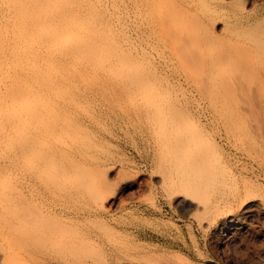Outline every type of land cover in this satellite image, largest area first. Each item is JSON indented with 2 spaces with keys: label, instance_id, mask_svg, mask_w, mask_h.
Returning <instances> with one entry per match:
<instances>
[{
  "label": "bare ground",
  "instance_id": "obj_1",
  "mask_svg": "<svg viewBox=\"0 0 264 264\" xmlns=\"http://www.w3.org/2000/svg\"><path fill=\"white\" fill-rule=\"evenodd\" d=\"M215 2L0 0V244H6L0 249L2 264L18 254L36 260L37 253L61 263L99 264L106 260L101 246L95 245L107 240L120 257L166 264L165 256L145 253L121 237L120 224L109 226L103 216H91L112 207L106 203L111 198L103 192L102 176L82 161L99 158L95 141L84 132L87 122L103 123L98 104L145 119L149 142L138 143L137 164L158 161L154 176L183 214H193L205 225L207 217L213 220L229 207L230 214L217 220L218 226L222 222L228 228L255 216V207L264 205L256 186L248 185L253 182L241 187L239 175L245 178L243 185L246 178H264V152L254 141L251 124L246 130L245 117L237 112L246 109L250 117L262 103L237 109L239 99H232L246 82L251 85L250 76L256 75L253 82L259 80L264 89L259 75L264 67V25L258 28L264 17L247 30L240 24L245 12H232L223 23L227 32H213L218 20L213 14L226 7ZM130 18L137 26L134 31L141 27L137 19H142L139 45L129 32ZM150 48L158 60L151 57ZM204 106L210 110L209 120L215 126L221 123L215 132L213 127L214 133L208 120L201 119ZM238 115L242 127L234 118ZM147 148L154 150L153 156L145 154ZM39 183L55 188L49 192L54 202L49 212L41 207L47 196L37 190ZM79 212L90 215L76 223ZM16 232L21 238L10 242Z\"/></svg>",
  "mask_w": 264,
  "mask_h": 264
},
{
  "label": "rangeland",
  "instance_id": "obj_2",
  "mask_svg": "<svg viewBox=\"0 0 264 264\" xmlns=\"http://www.w3.org/2000/svg\"><path fill=\"white\" fill-rule=\"evenodd\" d=\"M216 2L218 4L220 3L219 5L225 4L227 9L226 7H224V5H222L223 9L222 7L220 9H216V12L213 14V17L215 18V20H218H216V27H213L214 30L212 28L213 32L220 33L226 31L224 30L223 23H225V20H227L228 15L232 14V12H245L244 16L240 18V24H242L241 29L247 30L254 27L253 24H257V22L259 23L260 18L264 17V0H216ZM218 4L215 5L218 7ZM241 7H244V9H242ZM239 8L241 9L239 10ZM194 9L195 8L193 7L192 11H195ZM131 18L129 19V24L131 26L128 25L129 28H131L129 29V32H132L130 33L132 34V36H135H133V38L136 41L137 45H139L140 43H143L141 39H139V35L137 33L139 31L141 32L142 30V19H137V25L141 23V25H139L141 27H138L134 31V27L136 28L137 26L136 24H134L135 22H132ZM260 21H263L260 22L261 26L258 27L261 29V27L264 25V18H262ZM246 26H248L249 28H247ZM139 28H141V30H139ZM221 28H223V30ZM263 28L264 27H262L261 30H263ZM137 40L139 43L137 42ZM149 52L151 53L150 55L152 58L156 57L155 59L158 60V54L154 49L150 48ZM263 68V66L259 68V75L264 77ZM163 70L167 73L168 76L172 77V72H169L171 71L170 67L165 66L163 67ZM254 76H250L252 81V83L250 81L251 85L246 82V84L250 87L246 86V84L243 87L244 89H246L247 87L248 90L249 88H252L251 86L254 87L255 85V88L258 91L257 94H259V96L261 97L256 94V90L254 91L253 88L252 93L255 92L253 94L251 93L252 89H249L248 91L246 90L249 94H247L246 92L244 93V89L242 92L238 91L233 94L232 99L235 102L239 99L238 101L240 102V105L243 106H236L237 109L239 107H246L247 110H249L254 109V106L252 105L255 103L264 104V98L262 97L264 95L261 92L264 91V89L261 87L262 85L259 83V80H257L256 83L257 85L260 84L258 85V87H261V89H257V85L255 84V82H253L254 80L256 81V77ZM243 100H245V103L243 102ZM238 101L237 103H239ZM237 103H235L234 106L237 105ZM248 103L251 104L247 105ZM262 104H259L258 108L255 106V109H259L258 111L256 110V112H254V110H251V112L253 111L252 113H255L252 116L250 113V117L252 118L251 120L250 117L247 116V113L249 111L246 112V109L244 110L239 108L238 111H236L241 113H239L240 116L245 117L243 118L245 119V122L243 123L245 125L247 124L246 126H244L246 130L247 126L249 127L251 124L249 130L255 132L254 138L256 140L254 141H257L258 143L260 142V145L256 142L255 143L258 144V147L260 146L262 148V151L264 152V106ZM250 106H252L253 108ZM97 107L103 110V114L101 116L103 119V123L101 125H97L91 122H87L88 128L87 131L84 132L85 134H88L89 137L93 138V140L95 141L94 147L96 150L98 149V152L96 151V154L99 156V158L94 160H86L84 158L81 159L83 162H85V164H87V166L91 165L93 168L95 166V170L91 166L89 167H91L93 171H98L99 174L103 177L102 180V177H99V174L95 173L98 174L97 176L99 177V179L101 178V184L102 187H104L103 192L105 190V196L111 198L108 199L106 203L108 204L109 202V206L112 207L109 208L107 206L108 211H99V213L94 212L91 214V216H103L104 223L109 226L120 224L124 229L123 231H121V233H119L121 234V237H126L129 242H131L134 246H140V249L145 253H155L159 256H165L166 258L163 257V261H165L164 263L166 264H264V205L261 208L258 206L255 207V210L258 208L254 213L255 216L253 215L247 218H242L240 224H231V226L228 228H225L224 223L222 222L220 223L222 225L219 224L218 226L217 220L222 217L225 218L230 214L231 208L229 207L223 209V211L217 217L214 216L213 220L211 219L212 217H207L205 225H202L200 219L197 218L195 215L183 214L177 207L176 202H173V200L175 199L167 196L162 185H160L161 183L158 182L156 180V177L154 176L158 161L154 160L151 164L147 161H144L141 163L142 166H139L137 164L136 159L138 153V143H143L147 145V143L149 142V139L145 134V130H147L148 128L145 119L130 117L126 113L122 112L110 111V109H107V107L102 104H98ZM203 110L204 113L202 112L201 119L204 121L206 119L208 120V126L209 129H211L210 132L216 126L221 127V123L218 124L219 126L217 125V123H215V126L214 122H211L209 120V109L204 106ZM236 111L235 113L237 114ZM242 114H245L247 117L243 116ZM234 118H236V120L239 119V115L238 117L235 116ZM243 119L241 120L243 121ZM236 122L241 124L240 127L244 125L238 120ZM217 127L214 129V132L219 129ZM253 127H258V131L257 128ZM256 131L257 133L260 132L261 135L259 133V135L256 134ZM74 153L76 152L74 151ZM150 153L151 156H153L154 150L147 148L145 150V154L148 155ZM227 153L228 149H226V154ZM95 163H97L98 165ZM245 173L250 176V172L247 171ZM244 179H242L241 175H239V180L242 188L243 186H247L248 181L250 180V182H253L254 185L252 183V185H248H250V187H252L253 189L256 186V188L254 189L255 192H258L257 194L264 198V178H262L261 180H256L253 178L251 180L246 178V185H243L245 184L242 181ZM260 181L263 183V185H261L262 183ZM45 186V183H39L37 190L41 192V194L47 196V200L43 202V205L41 207L47 212H49L50 210L48 209L50 208V206L54 205V202L49 199V192L51 193L52 191H55V188H53V185H51L50 188L48 186ZM24 190L26 193H28L27 188H24ZM103 192L101 193L103 194ZM142 195L143 197H140ZM151 198L154 200V202H152L153 200ZM123 200L125 201L122 202ZM238 202L239 201H236L234 206H236ZM139 206L141 208H148L150 211H141L139 209ZM50 213L53 214L52 216L57 218L63 217L61 214H58L56 212ZM88 214L89 213L79 212L75 214L76 216L74 217V221H76L77 223L78 220H83L85 216L87 217ZM204 227H206L207 229ZM145 232L151 233L153 235V238L138 237L139 233ZM16 233V236L14 235L15 233L10 235H13L11 238L15 236V240H9L10 242L16 241V238H18L17 235H21V233L19 232ZM20 238L21 237H19L17 240H19ZM93 243L95 245L97 242ZM98 245L101 246L99 250L101 249L106 260V262L102 261L99 264L103 262H105L104 264H125L123 262L124 260L129 262L130 264H150L134 258L120 257V255L115 254L112 251L114 244L109 240L101 242V244L97 243L95 246L99 247ZM4 247H6V244L1 243L0 249H4ZM33 247L30 248V250L36 248ZM161 253L163 254L161 255ZM43 254L44 255H42L41 253H37V255L40 257V260L38 259L39 257H37L36 260L31 259V257L29 259L26 258V260H24V257H20V255L18 254L20 258L19 259L16 254L17 257L15 259H12L15 256H11L12 258H9L8 264H26V261L29 263L31 262L30 264H72L65 262L61 263L54 259L52 260V258H50L51 256L48 257V254ZM115 258L117 261L115 260ZM165 259H168L169 263L168 260ZM12 261H14L15 263H12ZM22 261H24V263ZM110 261L111 263H109ZM0 264L2 263L0 262ZM73 264L76 263L73 262Z\"/></svg>",
  "mask_w": 264,
  "mask_h": 264
}]
</instances>
